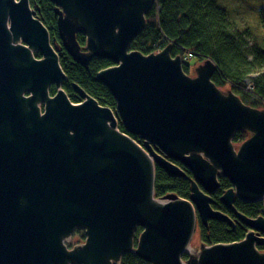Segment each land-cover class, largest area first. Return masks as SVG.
I'll return each instance as SVG.
<instances>
[{
    "label": "water",
    "instance_id": "95a60500",
    "mask_svg": "<svg viewBox=\"0 0 264 264\" xmlns=\"http://www.w3.org/2000/svg\"><path fill=\"white\" fill-rule=\"evenodd\" d=\"M49 1L75 63H113L95 78L115 111L74 82L81 104L72 103L60 54L29 0H0V264H119L126 253L149 264H264V216L234 206L264 196V110L223 94L208 58L191 78L171 44L127 53L155 0ZM240 131L251 136L235 151ZM156 167L189 180V199L156 198ZM219 177L230 184L219 202L247 232L189 254L198 223L235 225L212 208ZM75 229L85 241L68 250Z\"/></svg>",
    "mask_w": 264,
    "mask_h": 264
},
{
    "label": "trees",
    "instance_id": "16d2710c",
    "mask_svg": "<svg viewBox=\"0 0 264 264\" xmlns=\"http://www.w3.org/2000/svg\"><path fill=\"white\" fill-rule=\"evenodd\" d=\"M41 23L46 27L54 48L60 54V65L66 80L63 89L73 103L80 102L72 83L78 84L101 106L115 111V101L107 88L96 80L98 71L110 67L113 63L107 59L93 58L87 67L75 63L62 46L58 37L57 17L54 6L49 0H29ZM258 24L264 28V4L258 8ZM248 29V28H247ZM236 29L230 19V13L217 0H156L155 6L146 14V27L130 44V49L144 55L154 53L171 44L172 57L190 53L196 59H210L217 69L211 81L219 88L229 87L246 104L260 109L264 104V42L249 45L247 36L250 30ZM77 42L84 47L85 38L78 34ZM38 57V56H36ZM186 72L188 66L184 64ZM248 81L251 90L248 89ZM246 89V90H245ZM55 89H51L54 93ZM263 108V107H262ZM120 131L124 132L121 125ZM247 132H236L233 141L244 140ZM139 144L142 141L133 137ZM186 174L190 176L189 172ZM230 187L229 182L219 177V189L212 195V208L232 215L219 202V197ZM174 194L189 199L190 182L180 177H170L162 169H155L154 196L163 199ZM235 208L247 217L255 218L260 214L262 202L243 203L234 201ZM233 218V217H232ZM235 226L225 222L211 220L208 225L197 224L198 236L204 245L232 243L244 238L247 228L234 219ZM141 229L135 234V240ZM183 260L187 256L183 255ZM119 264H149L133 253L122 256Z\"/></svg>",
    "mask_w": 264,
    "mask_h": 264
},
{
    "label": "rangeland",
    "instance_id": "374dc122",
    "mask_svg": "<svg viewBox=\"0 0 264 264\" xmlns=\"http://www.w3.org/2000/svg\"><path fill=\"white\" fill-rule=\"evenodd\" d=\"M217 1L219 3H221L224 7H226L227 10L229 11L230 19H231V22H233L234 28L241 29V30L245 29L244 31L246 33H247L246 30H250L248 32L247 40L251 39L253 41V43H257V44L264 42V28L262 29L259 26L258 14L256 13V11L258 12V8L260 7L262 1L264 4V0H217ZM145 18H146V15H145ZM80 47H82V46H80ZM130 51H133V50L130 49V50H128L127 53H129ZM157 52H159V50L154 52V53H157ZM179 56H181V59L183 62L182 68H183L184 64H186L188 66L187 71L185 72L184 69H183V71L189 77L195 78L196 77V68L203 63L204 58H202L201 60H198V59H196V57H193L190 53H186V51H185V54H182ZM59 60H60V58H59ZM229 86L230 85H224V86L219 87L218 89L223 94H227L229 91L235 93ZM250 88H251V84H249V81H248V88H246V89H248L250 91L251 90ZM51 95H52V93H51ZM262 107H260V109L264 110V104L263 103H262ZM118 126H119V124H118ZM244 132H247V131H244ZM246 136L247 137L244 140L249 138L251 136V134L249 132H247ZM244 140L238 141V142L232 141V145H233L235 151L238 149V147L240 146V144ZM136 143L139 144V142H136ZM262 198H264V196ZM261 214H262V211H261ZM84 241H85L84 230L83 229H75V231L70 236H68L64 239L63 243L65 244V246L67 247L68 250H71L74 247H77V246L84 244ZM200 246H202V242L199 239L198 230H197V226H196L194 233H193V236H192L190 243H189V248L191 249V251H189V252L187 251V253L192 254V255H196ZM187 259H188V255H187ZM185 261L186 260H183L184 263H186Z\"/></svg>",
    "mask_w": 264,
    "mask_h": 264
},
{
    "label": "built area",
    "instance_id": "2783aa9c",
    "mask_svg": "<svg viewBox=\"0 0 264 264\" xmlns=\"http://www.w3.org/2000/svg\"><path fill=\"white\" fill-rule=\"evenodd\" d=\"M261 202L263 203V206L261 208L262 214H261V211H260V214L264 216V198H262Z\"/></svg>",
    "mask_w": 264,
    "mask_h": 264
},
{
    "label": "flooded vegetation",
    "instance_id": "af4514ba",
    "mask_svg": "<svg viewBox=\"0 0 264 264\" xmlns=\"http://www.w3.org/2000/svg\"><path fill=\"white\" fill-rule=\"evenodd\" d=\"M234 219V218H233ZM203 244V243H202ZM204 245V244H203ZM208 246V245H207ZM259 250L261 251V252H263L264 250H263V248L262 247H259ZM184 255H186V254H184ZM187 256V255H186ZM182 261H183V256H182ZM187 261V260H186ZM185 261V262H186Z\"/></svg>",
    "mask_w": 264,
    "mask_h": 264
},
{
    "label": "clouds",
    "instance_id": "9594fccd",
    "mask_svg": "<svg viewBox=\"0 0 264 264\" xmlns=\"http://www.w3.org/2000/svg\"><path fill=\"white\" fill-rule=\"evenodd\" d=\"M254 27V26H253ZM249 45H251L253 43V41L251 39L248 40Z\"/></svg>",
    "mask_w": 264,
    "mask_h": 264
},
{
    "label": "bare ground",
    "instance_id": "6f19581e",
    "mask_svg": "<svg viewBox=\"0 0 264 264\" xmlns=\"http://www.w3.org/2000/svg\"><path fill=\"white\" fill-rule=\"evenodd\" d=\"M76 104H81V102H77ZM234 226H235V225H234ZM187 250H188V252L191 251L190 248H188Z\"/></svg>",
    "mask_w": 264,
    "mask_h": 264
}]
</instances>
